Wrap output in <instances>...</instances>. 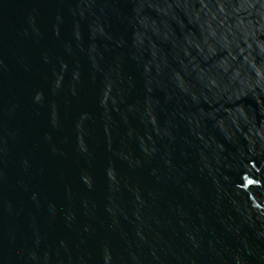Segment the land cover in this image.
<instances>
[{"label":"water","instance_id":"obj_1","mask_svg":"<svg viewBox=\"0 0 264 264\" xmlns=\"http://www.w3.org/2000/svg\"><path fill=\"white\" fill-rule=\"evenodd\" d=\"M0 264H264V0H0Z\"/></svg>","mask_w":264,"mask_h":264}]
</instances>
